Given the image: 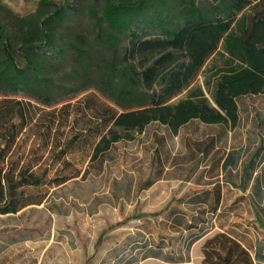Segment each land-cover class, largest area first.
<instances>
[{"label": "trees", "instance_id": "1", "mask_svg": "<svg viewBox=\"0 0 264 264\" xmlns=\"http://www.w3.org/2000/svg\"><path fill=\"white\" fill-rule=\"evenodd\" d=\"M197 1L93 4L100 50L79 34L74 41L63 34L67 20L82 16L81 7L67 3L52 10L43 0L22 18L0 5V215L24 207L18 191L40 186L52 170L49 163L62 165L65 173L72 149L84 141H94L89 146L93 163L154 123L174 134L193 121L238 127V100L264 96V0ZM68 45L70 64L83 74L81 84L92 78L87 84L113 105L103 104L89 120L85 109L74 114L65 104L71 94L59 76ZM102 49L111 55L105 58ZM15 97L37 107L10 99ZM29 141L32 152L20 154L29 150ZM14 154H20L16 161ZM72 178L55 181L63 185ZM202 264L256 262L240 240L217 233L204 243Z\"/></svg>", "mask_w": 264, "mask_h": 264}, {"label": "rangeland", "instance_id": "2", "mask_svg": "<svg viewBox=\"0 0 264 264\" xmlns=\"http://www.w3.org/2000/svg\"><path fill=\"white\" fill-rule=\"evenodd\" d=\"M42 1L0 0V5L26 18ZM45 1L52 10L67 3L81 7L82 16L67 20L63 34L73 41L79 34L101 49L91 8L106 0ZM64 49L59 81L70 90L65 104L72 113L85 109L89 120L103 104L113 107L87 84L92 78L81 84L83 74L69 62V45ZM198 81L202 85L203 77ZM10 99L36 106L22 97ZM238 105L235 129L193 121L174 134L154 123L93 163L94 141L72 149L63 174L62 165L49 163L52 170L40 186L18 191L24 207L0 215V264H202L204 243L217 233L240 240L256 264H264V96L241 98ZM31 144L20 154H30ZM63 175L75 178L58 185L55 178Z\"/></svg>", "mask_w": 264, "mask_h": 264}]
</instances>
